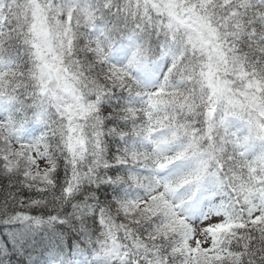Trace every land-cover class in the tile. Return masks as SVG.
Instances as JSON below:
<instances>
[{"label":"snow or ice","instance_id":"snow-or-ice-1","mask_svg":"<svg viewBox=\"0 0 264 264\" xmlns=\"http://www.w3.org/2000/svg\"><path fill=\"white\" fill-rule=\"evenodd\" d=\"M0 264H264V0H0Z\"/></svg>","mask_w":264,"mask_h":264}]
</instances>
